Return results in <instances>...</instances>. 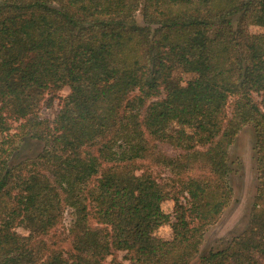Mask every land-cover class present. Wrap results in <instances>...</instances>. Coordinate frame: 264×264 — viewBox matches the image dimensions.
I'll list each match as a JSON object with an SVG mask.
<instances>
[{"label": "trees", "instance_id": "trees-1", "mask_svg": "<svg viewBox=\"0 0 264 264\" xmlns=\"http://www.w3.org/2000/svg\"><path fill=\"white\" fill-rule=\"evenodd\" d=\"M249 124V226L199 264H264V0H0V264H190Z\"/></svg>", "mask_w": 264, "mask_h": 264}, {"label": "rangeland", "instance_id": "rangeland-1", "mask_svg": "<svg viewBox=\"0 0 264 264\" xmlns=\"http://www.w3.org/2000/svg\"><path fill=\"white\" fill-rule=\"evenodd\" d=\"M138 23H142L140 14L136 16ZM234 24L236 17L233 18ZM252 32H260L258 27H251ZM188 78V77H187ZM69 88H64L55 96L52 107H48L47 99L51 96L45 94L41 102V114L44 117L53 119L60 109V98L69 94ZM256 133L252 124L246 125L240 131L234 144L229 150V182L233 189V197L230 205L224 211L221 218L212 225L205 233L204 242L200 248V253L190 264H199L200 258L213 250L226 247L235 237L241 235L249 226L257 194V159H256ZM43 149V143L37 140L26 138L19 144L16 159L21 160L34 157ZM164 176L163 169H157ZM156 207L165 212H173L174 203L172 201H158ZM71 222L70 210L65 213L64 222L68 226ZM172 234L171 226L165 225L157 230V235L162 238H169ZM125 252L118 253V258L124 264L129 261L124 259ZM111 262V258L108 259Z\"/></svg>", "mask_w": 264, "mask_h": 264}]
</instances>
